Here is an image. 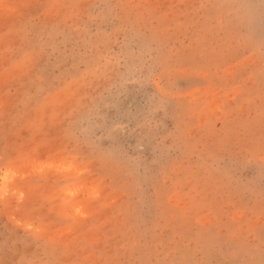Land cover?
I'll use <instances>...</instances> for the list:
<instances>
[{"label": "rangeland", "instance_id": "obj_1", "mask_svg": "<svg viewBox=\"0 0 264 264\" xmlns=\"http://www.w3.org/2000/svg\"><path fill=\"white\" fill-rule=\"evenodd\" d=\"M0 264H264V0H0Z\"/></svg>", "mask_w": 264, "mask_h": 264}]
</instances>
